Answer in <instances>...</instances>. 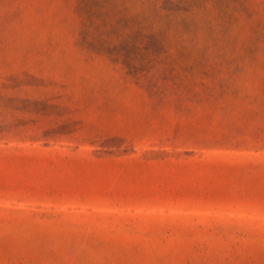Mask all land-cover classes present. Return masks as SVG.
<instances>
[{
    "label": "rangeland",
    "instance_id": "1",
    "mask_svg": "<svg viewBox=\"0 0 264 264\" xmlns=\"http://www.w3.org/2000/svg\"><path fill=\"white\" fill-rule=\"evenodd\" d=\"M0 264H264V0H0Z\"/></svg>",
    "mask_w": 264,
    "mask_h": 264
}]
</instances>
